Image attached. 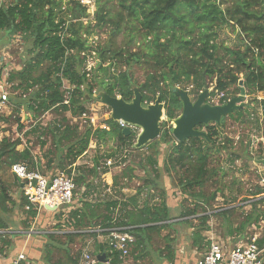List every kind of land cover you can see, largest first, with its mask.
Instances as JSON below:
<instances>
[{
	"label": "trees",
	"instance_id": "trees-1",
	"mask_svg": "<svg viewBox=\"0 0 264 264\" xmlns=\"http://www.w3.org/2000/svg\"><path fill=\"white\" fill-rule=\"evenodd\" d=\"M63 1L0 0V32L11 38L15 34L27 36L31 42L29 59L20 70L11 72L6 80L4 69L1 70L0 84L9 86L12 93H17V98L11 101L16 106V113L24 109L34 120L51 111L65 115L53 129L48 126L40 137L48 131L56 138L57 145L64 143V156L57 159L56 168L65 170L69 167L66 171L68 177L71 167L86 152L93 139H115L120 146L133 147L137 138L134 133L128 137L122 135L118 123L109 117L96 128L90 125L89 120L83 119L88 124L83 130L69 121L68 116L76 119L87 116L84 103L91 100L97 88L125 102L132 99L133 89L136 88L142 96L143 105L152 103L157 96L164 103L165 117L170 121L178 118L177 113L182 109L178 96L172 92L176 86L194 84L198 92L205 88L206 78L211 79V83H214L212 94L221 95V104L230 100L225 96L227 90L232 86L238 87L240 81L250 94L264 93V0H230L231 5L224 9L221 7L228 0H112L113 4H110V0H95L94 27H111L107 41L97 47L89 45L87 41L93 26L84 25L82 21L88 16L85 9L80 7L77 0H68L62 9ZM129 22H136L143 31L142 44L134 52L129 48L132 37L121 46L116 42L122 34V25ZM224 27L238 31L239 45L235 49L217 44V31ZM91 53L98 60L93 69L85 65ZM133 65H150L145 81L139 85L132 81L130 70ZM64 82L69 89L63 87ZM99 99L96 96L95 100ZM258 104L264 117V99ZM234 115L242 117L243 111H236L230 117ZM1 120L7 122L6 119ZM161 126L165 128L166 123L162 122ZM164 128L157 140L138 150L153 147L158 156L159 148L166 146L170 154L164 162L165 170L172 165L188 172L177 186L182 196H188L193 201L194 208L181 213L179 218L193 230L192 245L197 247L206 238L202 233L210 231L207 222L213 213L208 214L206 207L216 198V193L206 197L199 187L210 173L207 147L214 143L217 130L207 126V139L190 138L177 142L171 135L172 128ZM18 129L21 130L22 125H18ZM19 145L18 139L10 141L4 136L0 138V170L27 162L29 169L39 171V160L35 159L30 148L18 151ZM41 146H44L43 142ZM156 156L147 159L153 174H147L136 195L125 201L132 207L130 210L122 208L120 220L113 223L112 218V209L119 205L118 201L105 203L103 214L101 205L92 207L86 201H81V207L72 209L68 214V224L77 233L67 234V241L75 237L97 236L93 232L95 229L103 230L102 235H107V229L126 228L135 240L130 255H137L134 260L140 259L150 246L152 236L174 226L164 198L156 205H150L148 199H144L142 206H137V200L144 191L149 193L157 187L159 168H156ZM258 161L264 165V157ZM47 164L51 166L53 161L49 159ZM131 173L132 169L129 168L121 176L126 179L131 177ZM53 175L50 173L46 176ZM73 183L84 185V176H78ZM0 190L3 193L6 191L1 183ZM3 200L5 204L11 199L4 195ZM242 202L248 203L250 209L237 227L233 230L229 228L228 236H241L246 228L264 218V209L259 207L264 204L263 188L255 187L254 191L242 198ZM233 203L225 200L222 207L217 208L222 209L219 215L226 219ZM89 207L91 210H88ZM197 208L202 209L200 214ZM32 215L35 216V213ZM192 217L199 221L197 226H191L189 219ZM164 241L165 257L172 260L173 239L165 236ZM257 244L260 250L264 248V234ZM94 253L97 256L105 255L107 264L123 263L120 253L110 250L106 241L98 243ZM58 264L63 263L60 261ZM71 264L80 262L76 259Z\"/></svg>",
	"mask_w": 264,
	"mask_h": 264
},
{
	"label": "rangeland",
	"instance_id": "rangeland-1",
	"mask_svg": "<svg viewBox=\"0 0 264 264\" xmlns=\"http://www.w3.org/2000/svg\"><path fill=\"white\" fill-rule=\"evenodd\" d=\"M67 2L68 0L63 1L64 6L62 9L65 8ZM225 3L226 4L221 7L222 9L231 5L230 0ZM110 4H113L112 0H110ZM95 10L96 7L86 18H82L84 25L91 24V26H93L91 34L87 39L88 44L93 47L103 45L109 38L111 30L109 26L101 29H96L94 27L95 22L93 17ZM237 32L238 31L233 32V29L230 27L219 29L217 31V44L229 49H235L239 45ZM142 36L143 31H140L138 24L136 22H129L122 25V34L118 36L116 42L117 45L119 44L121 46L129 37H132V44L129 48L134 52L137 50L140 43L142 44ZM30 48L31 42L27 36L15 34V36L11 38L8 37L6 33L0 32V71L6 69V71H4L5 80L11 72L20 70L23 67L25 61L30 57L28 53ZM90 57L91 58H88L85 65L93 69L96 67L98 60L94 53H91ZM148 68H150V65L141 67L133 65L130 70L132 81L137 85L143 83L149 72ZM42 69H44V67ZM121 71H124V68H121ZM98 76H101V74H98ZM205 81V88L198 92L194 84L176 87L186 91L191 102H194L201 92L208 91L204 103L210 106L220 105L221 95L212 94L214 83H211L212 80L208 78H206ZM4 87L9 94V101L7 110H5L3 114H0V137L2 135L10 139V141L18 139L20 141V145L17 147L18 151H22L28 146L33 154L37 153V157L39 155L42 159V162H39V172L41 175L45 176L53 173L54 175L63 174L67 176L66 171L69 167L65 170L56 168L57 159L59 157L63 158L64 156V143L61 142L60 145H57L56 138L52 137L51 133H48V131L45 133V136L43 135V137H40L43 131L47 130L48 126L53 129V126L65 115L51 111L39 117L37 120H34L30 119V114L24 109L16 113V106H13L11 101L12 98H17V93H12L13 90H10L8 88L9 86ZM100 92H102V90L99 88L95 89L91 100L84 103L88 111L87 118H89V123L94 128L103 125L110 114V109L102 104L100 99L95 100ZM238 95L239 89L235 86L230 87L225 94V96L230 99ZM262 99H264V93L250 94L244 89V96L242 99L243 106L240 109L243 111V116H227L224 118L222 126H217L215 124L208 125L213 127L214 130H217V136L214 138V143L207 147L209 149L207 167L210 173L199 188L206 197L216 193V198L214 201L210 202L209 207H206L207 213L213 214L207 222V226L211 231L209 233H202L205 237L209 234L218 241L225 242L226 238L230 239L232 237L234 238L233 240H237V238L234 237L235 234L228 236V230L229 228L233 230L237 227L242 221V218L248 213L250 209L249 204L242 202V198L251 191H254L260 176L264 177V165L258 161V159L264 157V117L262 116L258 104ZM180 114L181 112H178L177 116H180ZM67 118L73 125H77L80 130H83L84 127L88 125L86 120L69 116ZM1 119H6L7 122ZM17 119L19 120L18 122L16 121ZM162 122L166 123L165 128L161 126ZM18 125H22L21 130L18 129ZM170 127H174L173 120H168L164 112L160 123V131L163 128L168 129ZM207 130L206 127L200 129V131L204 133H206ZM136 133L137 132H135L134 135L137 137ZM41 142L44 143V146H41ZM133 147L120 146L115 139L107 141H96L93 139L89 143L86 152L78 158L71 167L69 178L74 181L78 176L82 175L84 176L85 183L84 185L74 184L75 190L72 204L67 207H60L55 218L52 219V222H55V224L57 222L54 229L60 233L58 237V246L60 249L58 253L60 260H62L63 257H67V248L71 249L70 251L73 254L78 255L81 249L91 251L93 248H96L98 243H105L106 241V235L96 233L97 236L77 237L73 239L72 242H68L65 236H61V233L72 231V227L68 224L69 215L67 212H63V210L66 211V208H80L81 201H86V203L91 204L92 207L101 205L100 211L101 214H103L105 213V203L114 200L119 202V205L112 209V218L116 223L121 219L122 208L127 210L131 209L132 205L125 203V201L136 195L137 189L141 187L143 180L147 178V174H153L147 159H149V157H153L154 159L156 156L153 147H145L142 150L134 149ZM158 151L159 155L156 156V168H159H157V187L149 193L144 191L137 200V206L141 207L144 199H148L150 205H156L158 201L164 198L170 209V217L173 219L174 226L171 229L163 230L159 235L152 236L150 246L145 249V253L138 259L139 264H156L157 258L155 257L166 255V250H164L165 236H169L170 239H173L171 246L175 252L179 253L180 250H182L183 253L187 252L189 254L194 252L191 244V234L193 230L189 228L188 225L183 224L182 219L179 218L181 213L194 208L193 201L188 196H182L177 186L180 180L187 177L188 172H185L183 168L172 165H168L165 170L164 162L167 160L170 151L166 146H161ZM49 159L53 161L51 166L47 164ZM106 160H110L113 163L112 166L97 170V167H100ZM95 162L97 164L96 166ZM25 163L28 164L27 162ZM129 168L132 169L131 177L128 176L126 179L122 178L121 173ZM10 176V169L4 168L0 171V179H6V177L12 179ZM5 188L18 190V184L15 183L14 185H10L8 183L5 184ZM195 192H197V190H195ZM146 193H148V197L145 198L144 196ZM163 193L165 197H163ZM225 200L234 202L232 204L231 213L226 219L219 215L222 209L217 210V208L222 207V203ZM122 203H125V205L122 206ZM15 204H21L22 206V198L20 197ZM259 207L263 209L264 204H261ZM88 210H91L90 207ZM201 212L202 209L197 208V213L200 214ZM195 218L196 217H192L189 219L191 226H197L199 224V221L195 220ZM261 235L262 234H260V237ZM65 243V248H62V245ZM204 246L205 245H203V247ZM197 256L198 255H195V257ZM134 257L135 255L131 254L129 260L133 261ZM260 259L262 264H264V250L261 252Z\"/></svg>",
	"mask_w": 264,
	"mask_h": 264
},
{
	"label": "built area",
	"instance_id": "built-area-1",
	"mask_svg": "<svg viewBox=\"0 0 264 264\" xmlns=\"http://www.w3.org/2000/svg\"><path fill=\"white\" fill-rule=\"evenodd\" d=\"M77 2L81 8L85 9L87 15L92 13L96 7L95 0H77ZM4 86L6 85L0 84V114H3L8 108L9 94ZM63 87L69 89L66 82H64ZM79 119L89 120L85 115ZM117 123L120 129L129 128L131 133L137 132L138 136L140 130L137 127L129 126L122 121ZM112 164L110 160H106L100 165L101 168L97 167V170H101L103 167L109 168ZM11 172L22 184L21 189L27 203L26 209L30 207L45 209V207H48L49 209L58 210L60 207L71 205L75 190L71 178L63 174L53 175L52 177L44 176L37 169H29L28 165L23 162L13 165ZM257 186L264 189L263 176L259 177ZM69 210L72 211V209ZM105 231H107L106 242L109 249L119 252L120 258L125 260L135 242L134 238L128 233L126 228L114 227ZM93 232L102 233L104 231L95 229ZM260 234H264V218H261L256 225L250 226L241 236L234 235L237 240H233L234 238L232 237L230 239L226 238L225 242L218 241L208 234L206 237V250L196 264H262L260 256L264 248L260 250L257 244ZM98 263L95 253L86 250L82 252L81 264ZM10 264H26L24 255H17Z\"/></svg>",
	"mask_w": 264,
	"mask_h": 264
},
{
	"label": "crops",
	"instance_id": "crops-1",
	"mask_svg": "<svg viewBox=\"0 0 264 264\" xmlns=\"http://www.w3.org/2000/svg\"><path fill=\"white\" fill-rule=\"evenodd\" d=\"M6 71V69H4ZM27 118V117H26ZM2 138V135L1 137ZM32 153V152H31ZM35 154V153H34ZM35 159L39 162H42V159L37 153L34 155ZM39 163V165H40ZM97 164H95L96 166ZM11 178L9 179H0V183L4 186L5 184L14 185L18 184V190L14 189H6L5 192H1L0 190V264H10L12 263L17 255L23 254L25 257L26 264H58L60 261L63 264H71V261L78 260L81 264V255L83 251H88L87 249H81L77 254H73L69 249L66 251L67 257H63L62 260L59 258V246H58V231H56L54 226H56L55 222H52V219L55 218L56 213H58L57 209L53 211L46 210L44 208H27V204H25L24 195L22 192V184L19 182L17 178L11 172ZM2 171V170H0ZM4 195L10 198L8 202L4 203ZM22 198L23 205H16L17 200ZM69 209L75 208H66L63 212L70 213ZM35 213V216L32 213ZM113 223L115 221L113 220ZM77 232L69 231L61 233V236L67 239V234H74ZM60 236V237H61ZM77 237L73 238L76 239ZM71 239L70 242L73 241ZM72 244V243H71ZM192 244V241H191ZM203 245H205L203 247ZM66 243L62 245V248H65ZM193 253H183L182 250L178 252L174 251L173 259L167 260L165 256L155 257L156 264H196L197 261L204 254L207 242L206 240L200 246H193ZM131 250V249H130ZM174 250V249H173ZM95 249L93 248L91 253H94ZM195 255H198L195 257ZM137 256V255H135ZM130 251L125 260H123L122 264H139L138 260L130 261ZM103 264H107L105 261Z\"/></svg>",
	"mask_w": 264,
	"mask_h": 264
},
{
	"label": "water",
	"instance_id": "water-1",
	"mask_svg": "<svg viewBox=\"0 0 264 264\" xmlns=\"http://www.w3.org/2000/svg\"><path fill=\"white\" fill-rule=\"evenodd\" d=\"M239 95L230 99L223 105L210 106L204 103L208 91L201 92L194 102L190 101L188 93L177 87L172 88L181 102V114L173 120L171 135L177 142H183L190 138L207 139L206 133L195 130L198 126L209 124L221 125V119L239 111L243 104L244 88L242 82L238 85ZM100 101L110 109L109 118L114 121H122L129 126L137 127L140 132L136 138L134 149H140L148 143L153 142L160 136V123L164 114V104L160 98L156 97L153 103L142 104V96L138 89H133V97L129 102H125L120 97H112L105 92L98 94ZM122 135H131L129 128L121 131ZM46 210L53 211L45 207ZM105 255L97 256L99 263H104Z\"/></svg>",
	"mask_w": 264,
	"mask_h": 264
},
{
	"label": "flooded vegetation",
	"instance_id": "flooded-vegetation-1",
	"mask_svg": "<svg viewBox=\"0 0 264 264\" xmlns=\"http://www.w3.org/2000/svg\"><path fill=\"white\" fill-rule=\"evenodd\" d=\"M224 118H225V117H224ZM222 119H223V118H222ZM222 119H221V120H222ZM211 124H212V123H211ZM209 125H210V124H209ZM207 126H208V125H207ZM207 126H198V127L195 128V130L200 131V129H202V128H204V127H207Z\"/></svg>",
	"mask_w": 264,
	"mask_h": 264
}]
</instances>
